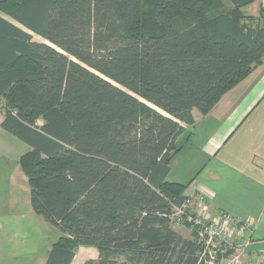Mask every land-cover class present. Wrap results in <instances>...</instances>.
I'll return each mask as SVG.
<instances>
[{
  "label": "trees",
  "instance_id": "obj_1",
  "mask_svg": "<svg viewBox=\"0 0 264 264\" xmlns=\"http://www.w3.org/2000/svg\"><path fill=\"white\" fill-rule=\"evenodd\" d=\"M255 1L0 0L1 126L31 147V207L61 233L46 264L79 246L98 252L83 264L198 263L197 228L171 219L191 180L166 177L192 110L262 62Z\"/></svg>",
  "mask_w": 264,
  "mask_h": 264
},
{
  "label": "crops",
  "instance_id": "obj_2",
  "mask_svg": "<svg viewBox=\"0 0 264 264\" xmlns=\"http://www.w3.org/2000/svg\"><path fill=\"white\" fill-rule=\"evenodd\" d=\"M249 6L251 15H258L264 0ZM191 114L193 123L182 124L184 130L176 138L177 154L183 155L178 174L170 163L166 180H191L186 195L194 212L212 216L222 211L250 221L255 241L251 248L264 251V57L210 111L193 109ZM3 117L0 110V264H46L61 233L33 211L19 163L31 147L2 128ZM97 256L96 248L79 246L70 264Z\"/></svg>",
  "mask_w": 264,
  "mask_h": 264
},
{
  "label": "built area",
  "instance_id": "obj_3",
  "mask_svg": "<svg viewBox=\"0 0 264 264\" xmlns=\"http://www.w3.org/2000/svg\"><path fill=\"white\" fill-rule=\"evenodd\" d=\"M191 206L189 198L174 208L173 216L178 215V224L185 221L197 228V264H264V251L251 248L255 241L250 221L222 211L212 216L190 213L187 210Z\"/></svg>",
  "mask_w": 264,
  "mask_h": 264
},
{
  "label": "rangeland",
  "instance_id": "obj_4",
  "mask_svg": "<svg viewBox=\"0 0 264 264\" xmlns=\"http://www.w3.org/2000/svg\"><path fill=\"white\" fill-rule=\"evenodd\" d=\"M226 2V0H224ZM251 6H246L243 8V11L246 13V14H251ZM34 38H36L37 40H41L40 37H37L35 35H33ZM43 41V40H42ZM47 43V42H46ZM179 143V141H178ZM181 158H183V155L182 154H177L175 156V158L172 160L171 162V168H172V171H174L176 174H178V160H180ZM184 160H185V157H184ZM172 225L176 228H178L179 230H181L182 233L186 232V234L190 235V230H189V227L183 225L182 223H179L178 224V215H174L173 216V219H172ZM185 234V233H184Z\"/></svg>",
  "mask_w": 264,
  "mask_h": 264
},
{
  "label": "water",
  "instance_id": "obj_5",
  "mask_svg": "<svg viewBox=\"0 0 264 264\" xmlns=\"http://www.w3.org/2000/svg\"><path fill=\"white\" fill-rule=\"evenodd\" d=\"M46 43V42H45ZM48 44V43H47ZM48 45H50V44H48ZM52 46V45H51Z\"/></svg>",
  "mask_w": 264,
  "mask_h": 264
}]
</instances>
